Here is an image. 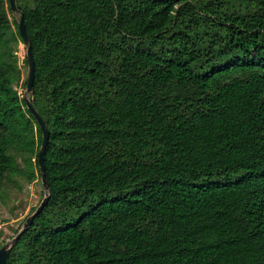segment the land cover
I'll list each match as a JSON object with an SVG mask.
<instances>
[{
	"label": "trees",
	"instance_id": "obj_1",
	"mask_svg": "<svg viewBox=\"0 0 264 264\" xmlns=\"http://www.w3.org/2000/svg\"><path fill=\"white\" fill-rule=\"evenodd\" d=\"M17 4L50 198L7 264H264V0ZM9 9L0 0L1 200L42 142Z\"/></svg>",
	"mask_w": 264,
	"mask_h": 264
},
{
	"label": "rangeland",
	"instance_id": "obj_2",
	"mask_svg": "<svg viewBox=\"0 0 264 264\" xmlns=\"http://www.w3.org/2000/svg\"><path fill=\"white\" fill-rule=\"evenodd\" d=\"M7 4L8 0H6V5ZM9 15L12 21V28L16 31L17 28L14 21L16 20L17 23H19L20 13L13 12L9 9ZM17 54L20 59L19 68L21 69L22 79L24 81L28 76V66L24 63V58L26 56V46L24 43L20 42L18 44ZM18 90L24 98L25 88L18 86ZM37 135L38 131L36 130L35 142H32L30 139L31 147H33L34 150L37 149L38 145V142H36ZM19 161L20 159L17 162ZM17 166L26 171V173H24L25 175L17 176L20 188H11L12 193H9V196L4 200L0 199V243H3V245L12 239L15 235L14 229L20 226L21 220L30 212L32 207L38 206L45 196L42 180L39 176L40 171L35 152L32 154V163L22 162L19 164L17 163ZM30 172L36 175L35 179L32 181H29L26 177Z\"/></svg>",
	"mask_w": 264,
	"mask_h": 264
},
{
	"label": "water",
	"instance_id": "obj_3",
	"mask_svg": "<svg viewBox=\"0 0 264 264\" xmlns=\"http://www.w3.org/2000/svg\"><path fill=\"white\" fill-rule=\"evenodd\" d=\"M9 3H10V8L13 12L20 13L19 31L23 39V43L26 46V58H27V66H28V76H27V84L25 87L24 98L26 100L28 110L34 116L42 131V142L38 150V165H39L42 184L45 191V196L40 202V204L36 207V209L30 215L27 216L22 227L12 237V239L7 241L4 245L0 247V264H7V259L11 248L19 241L22 235L27 231V229L32 224L36 216L43 211L50 198V186L47 179L46 162H45V155L50 141V129L47 125L45 118L41 115V113L33 104V101L29 98V95L33 91L34 81H35V58L33 53V46L26 29L24 13L19 9L17 0H9Z\"/></svg>",
	"mask_w": 264,
	"mask_h": 264
}]
</instances>
